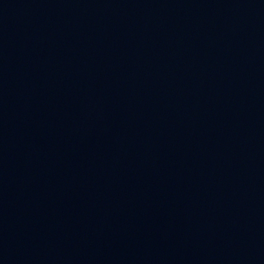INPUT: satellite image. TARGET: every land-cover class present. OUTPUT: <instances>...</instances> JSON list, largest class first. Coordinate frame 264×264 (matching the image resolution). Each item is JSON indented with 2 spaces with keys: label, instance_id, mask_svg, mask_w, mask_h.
Masks as SVG:
<instances>
[{
  "label": "water",
  "instance_id": "water-1",
  "mask_svg": "<svg viewBox=\"0 0 264 264\" xmlns=\"http://www.w3.org/2000/svg\"><path fill=\"white\" fill-rule=\"evenodd\" d=\"M0 264H264V0H0Z\"/></svg>",
  "mask_w": 264,
  "mask_h": 264
}]
</instances>
